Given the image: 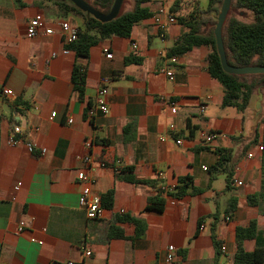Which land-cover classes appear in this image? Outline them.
Wrapping results in <instances>:
<instances>
[{
  "label": "crops",
  "instance_id": "0c3cea01",
  "mask_svg": "<svg viewBox=\"0 0 264 264\" xmlns=\"http://www.w3.org/2000/svg\"><path fill=\"white\" fill-rule=\"evenodd\" d=\"M174 1L145 5L154 13L161 5L170 9ZM208 4L181 0L177 11L170 9L178 20L163 34L150 16L137 22L129 37L103 39L79 59L68 48L60 21L82 28L81 17L65 15L53 0H0V86L14 93L0 101V264H164L169 244L176 247L173 264H234L237 227L256 220L264 232V213L248 202L262 184L258 92L244 111L224 106L223 87L208 70L209 47L166 56L188 30L179 16H198ZM36 14L43 15L53 33L42 29L34 37L26 35ZM203 16L208 22L201 27L207 31L214 14ZM131 55L141 61L126 62ZM78 62L86 67L82 96L71 80ZM160 67L174 77L159 72ZM103 79H108V111L89 118L86 112ZM169 98L176 101L175 114ZM17 125L21 132L14 131ZM211 133L215 136L207 142ZM11 136L22 140L11 144ZM86 139L93 142L89 149ZM27 142L35 144L32 151ZM220 149L231 156L230 183L226 172L210 169ZM88 153L91 166L82 161ZM82 169L91 174L101 200L106 191H114L112 206L102 201V215L95 219L79 204L83 184L77 173ZM130 176L156 180L157 187L171 191L182 184L180 179L191 180L185 195L165 194L163 210L156 211L146 207L156 188L130 181ZM125 216L139 219L141 227L143 223L142 235H136L138 226ZM21 220L26 225L18 232ZM255 243L245 239L243 248L251 251Z\"/></svg>",
  "mask_w": 264,
  "mask_h": 264
},
{
  "label": "trees",
  "instance_id": "16d2710c",
  "mask_svg": "<svg viewBox=\"0 0 264 264\" xmlns=\"http://www.w3.org/2000/svg\"><path fill=\"white\" fill-rule=\"evenodd\" d=\"M99 11L107 13L114 0H86ZM150 0H134L133 7L130 10L122 11L112 20L102 22L91 14L82 11L69 0H53L54 4L66 15L73 14L83 19V27H78L77 39L68 44V48L73 50L79 59H85L89 56L92 46L100 41L112 36L129 37L133 26L144 18L152 16L153 12L145 5ZM223 0H209L208 8L205 12L198 11V16L191 13L188 16H179L182 23L186 24L188 30L183 32L175 41L174 45L169 47L166 56L171 58L190 50L194 46L206 45L210 48L208 55L210 74L216 78L222 85L224 90L223 102L224 106H234L239 111H244L253 95L258 88L264 90V73L255 74H231L225 72L219 54L216 48V40L214 35V27L217 22V15ZM181 0H175L170 9L177 11ZM232 6L247 8L253 12L254 19L246 22L236 16L227 15L223 24L222 35L227 56V61L232 66H264V0H232ZM197 13V10H195ZM230 12V11H229ZM203 13H213L210 27L207 31L202 30L201 25L208 22V18ZM126 62H140L141 57L131 55L126 57ZM71 80L75 89L82 96L86 87V67L81 63H76L72 70ZM90 106L89 108H91ZM88 108V109H89ZM88 111V110H87ZM87 114V112H86ZM263 131L261 134V143L263 145L261 155L262 167V184L259 191L248 195V202L258 206L260 212L264 213V111L261 118ZM260 136L256 133L255 138ZM220 157L218 161L211 166L212 171H223L227 173V182L232 181L231 156L228 150L220 149ZM131 169V167L129 168ZM130 181L136 183H144L156 188V194L150 196L147 202V208L162 211L166 202L165 194L172 196H183L189 187L188 180L190 178L180 179L182 184L175 187L174 191L165 190L157 187V181L153 179H141L134 176L128 177ZM191 180V179H190ZM193 187L192 191H196ZM114 199V191L112 189L106 191L102 195L104 206L111 207ZM122 219L134 221L138 226L136 235H142L144 225L139 224L141 221L137 218L125 216ZM123 236L122 233H118ZM212 237L215 239L214 228L212 227ZM236 239L238 250L234 257V264H264V232L257 227V221L251 220L246 227H237ZM245 239H255V247L251 251L243 248ZM216 246L219 242L215 240Z\"/></svg>",
  "mask_w": 264,
  "mask_h": 264
},
{
  "label": "built area",
  "instance_id": "2783aa9c",
  "mask_svg": "<svg viewBox=\"0 0 264 264\" xmlns=\"http://www.w3.org/2000/svg\"><path fill=\"white\" fill-rule=\"evenodd\" d=\"M153 22L156 24L158 29L161 31V34H163L164 30L167 28V26L170 23L176 22L178 20L177 15L170 11L169 8H167L164 5L159 6L154 13L151 16ZM60 28L62 33L65 35V41L67 44H70L74 40L77 39L79 28L78 26L71 23L68 19H63L60 21ZM44 29L46 33H53V28H47L45 24V20L42 14H36L28 23L26 35L28 37H34L36 36L40 30ZM132 47L136 48L137 43L132 42ZM104 52L108 58H111L112 52L110 51L109 47H104ZM68 50H65V52ZM159 72L166 73L170 78L174 77V73L170 70H166L163 67H160L158 69ZM107 81L108 79H103L102 84L99 86L96 97H95V104L93 107L89 108L87 111V116L89 118L93 117L95 115L96 111H101L103 113H106L108 111V105L106 101V97L108 94V87H107ZM14 95L13 91L10 88L0 86V101H2L4 98L12 97ZM168 104L170 105L171 112L173 114L176 113V101L173 98L167 99ZM205 107L204 105L201 106V111H204ZM56 112L51 113V117L55 116ZM71 121V119H70ZM175 125L173 123L170 124V128L174 129ZM15 132H21V126L17 125L14 126ZM215 134H207L205 136V140L207 142L211 141L214 138ZM21 138H15L13 136L10 137V143L11 144H18L21 142ZM177 143H181L182 140L180 138L176 139ZM85 146L86 148H90L93 144L91 139L85 140ZM27 148L29 151H32L34 149L35 144L33 142H27L26 143ZM259 149H263L262 143L259 144ZM45 152V148L42 149L41 153L43 154ZM82 161L86 166H91L93 161L92 154L88 153L85 154L82 157ZM205 169L207 167H204ZM78 179L80 182H82L83 186L79 195V204L85 209L86 215L89 219H95L102 215L103 211V205L101 196L96 193L93 190V178L89 172L86 171V169L79 170L77 173ZM237 184H241L242 181L239 179L234 180ZM19 184L15 186L16 189H18ZM26 225V222L24 220H21L19 222L17 231H22L24 226ZM33 241H38L39 243H42L41 240H35V238H32ZM220 250L222 252L226 251V246L224 244L220 245ZM85 254L89 256L91 254L90 249H86ZM176 258V247L173 244H169L166 247L165 257H164V264H173ZM54 264H75L71 260H66L63 262H57Z\"/></svg>",
  "mask_w": 264,
  "mask_h": 264
},
{
  "label": "water",
  "instance_id": "95a60500",
  "mask_svg": "<svg viewBox=\"0 0 264 264\" xmlns=\"http://www.w3.org/2000/svg\"><path fill=\"white\" fill-rule=\"evenodd\" d=\"M74 5H76L79 9H81L84 12H87L94 16L95 18L99 19L102 22L110 21L114 19L120 12L121 6L124 2V0H114L110 10L107 13L99 11L97 8H95L93 5H91L86 0H69ZM232 0H223L221 4L220 11L217 15V22L214 27V35L216 40V48L217 52L220 57V61L222 64V67L225 72L231 73V74H255V73H264V66H257V65H250V66H232L227 61L224 41H223V35H222V29L223 24L227 18V15L230 11ZM258 92V99L256 101V106L259 109V111H262V99H263V93L261 88L257 89Z\"/></svg>",
  "mask_w": 264,
  "mask_h": 264
},
{
  "label": "rangeland",
  "instance_id": "374dc122",
  "mask_svg": "<svg viewBox=\"0 0 264 264\" xmlns=\"http://www.w3.org/2000/svg\"><path fill=\"white\" fill-rule=\"evenodd\" d=\"M130 4H131V0H124L121 6L122 11H125ZM229 15L236 16L239 19L246 21V22H251L254 19V15L251 10L247 8L236 7V6H232V9H230ZM262 93H263L262 106H263V111H264V90H262Z\"/></svg>",
  "mask_w": 264,
  "mask_h": 264
}]
</instances>
